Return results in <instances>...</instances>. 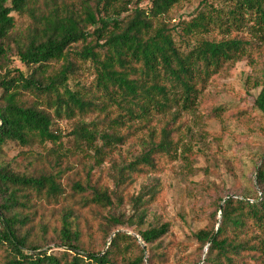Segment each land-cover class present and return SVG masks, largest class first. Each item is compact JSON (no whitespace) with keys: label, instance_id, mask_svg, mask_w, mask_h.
Here are the masks:
<instances>
[{"label":"trees","instance_id":"16d2710c","mask_svg":"<svg viewBox=\"0 0 264 264\" xmlns=\"http://www.w3.org/2000/svg\"><path fill=\"white\" fill-rule=\"evenodd\" d=\"M181 1L0 0V264H156L153 244L167 233V223L131 234L121 229L120 216L99 214L103 245L94 250L84 240V233L91 236L83 231L88 221L76 208H63L59 224L49 227L40 206L75 198L80 210L97 214L114 206L112 191L88 173L66 192V154L54 147L56 170L38 173L12 167L3 149L7 143L58 144L62 134L53 125L69 119L75 149H94L96 164L145 130L142 151L116 172L118 184L172 164L187 150H179L177 120L199 104L227 63L254 45L264 50V0H200L188 19L171 23L169 14ZM13 13L27 18L24 28ZM14 59L28 70L11 66ZM59 61L57 71L46 74ZM89 66L85 84L80 77ZM260 84L257 103L264 109V77ZM223 113L217 107L211 117ZM255 180L253 196L220 198L212 226L194 232L199 249L206 248L199 264H264V159ZM157 191L153 183L134 203L153 201ZM48 236L58 253L47 246Z\"/></svg>","mask_w":264,"mask_h":264},{"label":"rangeland","instance_id":"374dc122","mask_svg":"<svg viewBox=\"0 0 264 264\" xmlns=\"http://www.w3.org/2000/svg\"><path fill=\"white\" fill-rule=\"evenodd\" d=\"M147 4L142 2L143 6ZM199 5L200 0L181 1L170 12V22L188 19ZM13 16L17 27L24 28L27 18L17 13ZM60 63L53 62L46 74L56 72ZM11 66L28 70L16 59ZM82 71L80 80L88 84L92 78L90 66ZM263 77L264 50L256 45L239 60L227 63L210 81L193 110L184 112L180 118L178 113L173 115L174 120L179 118L177 122L181 124L179 150L185 147L188 151L181 152L182 155L161 172L137 177L131 184H118L116 172L142 151L145 130L132 135L96 164L94 149H75L74 141L68 135L74 120H57L53 127L62 134L58 144L44 142L21 146L7 143L3 156L6 160L13 158L12 167L20 171H55V154L53 148L50 149L54 147L66 154L62 158V167L66 168L62 184L66 192H70L72 182L83 181L88 173L93 182L98 181L99 185H105L112 191L114 206L100 208L97 214L94 208L80 210L75 205V198H67L54 207L40 206L44 214L42 223L49 227L59 224L63 208L73 206L88 221L83 231L91 233V236L84 233V240L91 248L99 250L103 245L102 233L98 229L99 214L104 216L111 212L120 216L125 222L121 229L131 234H136L135 227L144 229L167 223V233L153 244L156 264H199L206 248L199 249L194 232L204 226H212V213L218 202L222 203L219 199L253 196L258 188L255 172L264 159V109L259 107L257 96ZM26 98L30 96L26 95ZM217 107H223L224 113L211 117V111ZM159 125L160 122L155 125L157 129ZM153 183L158 189L153 201L136 205L135 196ZM139 215H142L141 219ZM54 239L48 236L47 246L58 253L60 249L55 247ZM138 252L139 249L134 247L132 253Z\"/></svg>","mask_w":264,"mask_h":264}]
</instances>
